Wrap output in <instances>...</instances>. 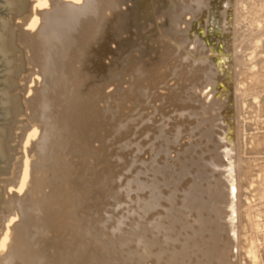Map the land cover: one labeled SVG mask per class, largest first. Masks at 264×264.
I'll list each match as a JSON object with an SVG mask.
<instances>
[{
  "label": "bare ground",
  "instance_id": "1",
  "mask_svg": "<svg viewBox=\"0 0 264 264\" xmlns=\"http://www.w3.org/2000/svg\"><path fill=\"white\" fill-rule=\"evenodd\" d=\"M66 1L67 2H64L62 0H35V2L33 1L34 7H33L32 11H29L27 9L28 11H26L25 13H23L19 17L20 21L22 23V27L27 26V28L30 29V31H31V32H28V34L29 35L31 34V36L27 37L29 40V44H27V45H28V48H30L29 50H30V53L32 52V55H31L30 60L29 59L26 60V64L32 66L30 76L34 77L33 78L34 80L32 83H36L34 85H36V89L38 90V95L36 97L30 99V105L28 106V110L31 112V114L27 116L25 123L24 124L17 123L16 125H13V127H12V131H15V130L20 131V133L18 135L16 134V139L18 141H21V143H23L22 154H21V157L18 158L16 162L14 161L15 163H14L13 169L11 170L10 179L8 180V182L6 180L3 181V183L6 185V187H11V188L15 187L12 189H16L18 191V193H20V192L22 193V191L25 188H27V186H28L29 188H28L27 194H28L29 198H27L26 201L21 200L22 202L20 200H17L14 196L11 198H7L11 201H9L6 205V209L4 210L3 217H2V218H4V219H2V221L4 222V223L2 222L4 224V226L2 224L3 227L1 226V228H0V262H2L3 264H27L26 260L24 259L25 258L24 255H25V249H26L25 247L27 246V248H28L29 247L28 245H31V244H26V246H25V242L28 243L27 241L29 240V238L26 236V238L28 240H26V241L24 240L25 242L24 241L22 242L20 240L21 238L19 237V235L17 236V234H14V232L16 231V228H12L13 226L11 227V225H13L12 223L14 222L15 218H16V220L17 219L19 220V217L23 220H25L26 218H29L28 216H29L30 212L32 211L31 209H33V207H34V205H33L34 200L37 197L39 198V196H40V194H38L37 191L40 190V188H42L41 185H42V183H44V179L46 180L47 175H45L46 173L44 174V172L48 171L47 169L50 166L53 165L57 169L61 170L64 167L67 169V167H69L70 165H72L74 163V162L67 160L65 158L66 156L68 157V155L70 156V154H68V153H66L67 155L64 154L63 151H65L64 149H67V148H65V143H63L61 140H58V137L60 136L59 135L60 129L64 130L63 128H65V130H66L65 132H67L68 130H71V129H69L70 126L65 124L67 119L84 118V116H87L88 112L90 111V107L92 105V102L90 100H88L87 97L83 96L81 94V92L84 90L92 91V93L98 95L99 98H105V97L111 98V96L100 94L101 93L100 91L102 89L104 90L107 87L109 88V86H111L110 83L113 82L114 79L116 80V78H118L117 83L114 82L113 85L115 88H118V90H116L117 91L116 93L121 92V94L123 96V99L121 98L123 106L127 105V103H131V104H133V106L135 108L134 110H136V109H139L141 104H146V106H148L147 104L149 103V106H151L150 104H153V103L159 101L161 106L159 107V105H158V107H154L156 110H154V109L153 110L158 113V116H160V115H162V110H163L162 107L171 103L173 98L178 99V101H180L182 99V97L181 98L178 97V94L179 93L182 94L183 90L188 92L187 88L189 85H191L190 83H188L189 84L188 85L186 82H185V85L184 84L178 85L180 82L177 83L178 80H175L177 82H175L173 86L171 84H170L171 86L168 84L164 85L163 87L160 86L161 84H163L164 80H166L170 77V72L169 71H165V72L163 71L162 73H159L160 72L159 69H161L163 66L162 65L153 66L156 63H153V65H152L151 60L154 57H158V56L162 55L163 52H166L169 50V53H167V54L165 53L167 56H170V58H172V56L177 53L179 58H181V60H182V66L183 65L189 66L188 70H189V72H191L190 74H192V73L197 74L198 81H199V87L201 89V91H199L200 94L198 96H201V97L204 96L203 101H205V100L206 101L203 104H208L209 108L211 107V111H213L212 105H213L214 101L210 100L208 95L207 96L205 95L204 91L208 87H213L215 84H219L218 80L220 79L219 78L220 76L224 75L226 77V79L234 78L233 83H234V87H235L236 92H237V94H235V95H236V102H237V106H238L237 107L238 124L240 125L236 131V137H237L238 147H239V154H238L239 166H238V176H237V178H238L237 187H238V192H239V203H240L239 211L240 212H239V221H238L239 222L238 237H236V235H235L236 231L231 229V232L234 233V236H231L229 238V241L226 243L223 242V236L221 238H215V240L213 238H210L209 241H210V243H212L211 245H212L213 249L215 250L214 251L215 258L213 257V255H211L214 258V261H213V263L211 262V264H264V224H259L254 219V215H255V213H257L256 212L257 209H254L255 207L251 204L246 206L241 201V197H244L248 194L249 195L254 194L256 196L257 201L260 202V207H262L260 209L261 211L259 213L264 217V176L261 177L262 180H260V182L256 181L257 174L262 173V172L264 173V163H258L254 166L255 162L258 160L257 157H262L264 155V0H227V1L226 0H223V1L222 0H194L195 6H193L194 4L193 5L191 4L193 1H189V0H179L178 3H175V0H157L154 4V9L151 12H149L150 20H149L148 30L145 32V34H142L139 32V35L135 41L133 39H130V38H132V36H135V35L129 36V38H128V35L130 34L131 27H134L137 24V19H138L139 15H136V12H137L138 8H141L142 6H144V4H141L143 0H137L139 3L134 5L133 8H128L127 3H130V2L134 3L136 0H66ZM185 1L189 2V3H186ZM124 4H125L126 8L124 11H121L120 7H121V5H124ZM194 8L197 9V11H195L194 13H191L193 11L192 9H194ZM221 9H223V11ZM177 10H180V13L176 14ZM106 11H109V13H111L110 16H107V15L105 16ZM186 16H190V19L185 20ZM181 26H184V28L182 27L183 28L182 29ZM143 29H144V26L142 27L141 30H143ZM214 32L216 33L217 37L220 36L219 40L214 35L215 34ZM200 40L204 41L205 45L203 47H200L198 45L201 42ZM175 41L182 42V43H178L181 46H184L185 43H189L188 41L193 42L194 49L196 50V52L202 54L203 56L206 55V57L208 56V58L204 59L203 61H191L192 59L186 55V53L183 49L179 48V46L177 45V43ZM83 50H85V53ZM81 51H83V53L85 55L83 56V54H82V56L80 57L79 52H81ZM206 51H208L207 54H206ZM162 56L160 58L158 57L157 59L158 60H165V58ZM175 57H176V55H175ZM149 63H151L150 64L151 67L149 66L150 68H146V65H148ZM168 63L169 62H167V64ZM170 63H172V62H170ZM180 63H181V61H180ZM78 64H79V68L77 67ZM111 65L114 66L113 69H112ZM182 66L179 67V69L183 71L182 73L180 71L179 81L184 80L183 76L185 75V73H186L185 70L187 69L186 67H184L182 69ZM115 67H116V69L122 70L121 74L119 73V75H115V71H116ZM176 67H178V66L176 65ZM176 71H178V70H176ZM128 73H133V74L130 77L124 75V74H128ZM176 75H178V74L175 73V76ZM126 77H129V78L126 79ZM172 78H175V77H172ZM39 80H41L42 82L41 81L40 82L43 84V86L40 84L38 85V86H42V88H40V89L37 88V84L39 83L38 82ZM186 81H188V80H186ZM196 81H197V79H196ZM106 84H109V85H106ZM123 84H127L128 86H126V88H124ZM195 84H193V85H195ZM159 86L161 87L160 89H161L162 93H160L158 96H154V97L152 95V98H151L150 92L153 91L154 89H157ZM190 87H192V86H190ZM182 88H183V90H182ZM114 90H113V93L115 92ZM192 90H193V88H192ZM195 90H196V88H195ZM130 93L133 94V96ZM152 93H154V92H152ZM108 94H110V93H108ZM185 95H187V94H185ZM195 96H197V94H195ZM142 98H144L145 100L144 99L142 100ZM195 101L198 104V105L195 104V106L197 105V108H198L199 103H201V100L199 99V97H197ZM186 102L188 103V101H186ZM187 103H184V104L186 105ZM96 104H97V102H96ZM185 105H183V106H185ZM128 106H126V107H128ZM188 107H190V106H188ZM129 108H130V106H129ZM190 108H192V107H190ZM166 110H168V109H166ZM124 111H123V113H124ZM197 111L199 112V110L196 109V112ZM171 112H173V111H171ZM190 112H191V110H190ZM193 112H192V114H193ZM134 113H135V111H134ZM173 113H172V115H175ZM197 113H194V114H196V116H197ZM102 114H103V112H102ZM102 114L100 115V113H99L100 117L102 116ZM163 114L165 115L166 113H163ZM180 114H182V113H180ZM183 114H185V113H183ZM187 114H188V112H187ZM172 115H171V117H172ZM19 116H17V120H18V118L20 119ZM148 116L149 115L146 116V114L143 115L139 112L138 116H137L139 118H137L135 116L136 119L133 120L132 124L135 127H138L139 125H141L140 123H142L146 118H148ZM180 116H182V115H180ZM192 116L193 115H191V117ZM196 116L195 117L193 116V117L196 118ZM122 117H123V123H126V126H125L126 132L124 133V136L127 137V136L131 135L133 132L132 127H130V124L128 123V121H129V119H131L134 116H129L128 114H124ZM168 117H166V118H168ZM150 118H151V116H150ZM150 118H149V120L146 121L147 123L145 124V127L142 126L143 127L142 130L143 131H149L150 133L153 134V137L149 138L151 140L155 137V134L157 132V130H156L157 126L159 124L161 125L163 122L162 121L159 122L155 119H152V118L150 119ZM160 118H161V116H160ZM173 119L176 120L173 123L174 128L179 130L177 132V135H178V138L180 141L179 142V147H180L179 149H182L186 146V142H183V141H185V139H187L188 133H191V131L190 132H188V131L186 132L184 130L181 131L179 125H181L182 122L181 123H180V121L177 122V118H173ZM167 120H170V119H167ZM208 122H209V124L210 123H212V124L217 123L218 124V117L215 116L214 114H209ZM247 122H249L248 125L246 124ZM165 123L167 124L165 127L170 125V123H167V121H165ZM17 125H20V126L17 127ZM77 127H79V126H77ZM111 128H113V127H111ZM153 128H155V129H153ZM107 129H109V128L107 127ZM122 129H124V128H122ZM79 130H76V131H79ZM87 130H89V129H87ZM142 130H140L137 133L135 131V134L137 137H135L136 139H134L135 144H133V145H135V146H134L133 150L137 151V152L140 151V149H141V146H140L141 144H139L141 139L139 137H140V133ZM149 132H148V134H149ZM76 133L77 132H75V134ZM102 133H103V135H105L103 130H102ZM81 135H83V134L81 133ZM64 136H66V135L64 134ZM37 137H38V140H37ZM60 138H61V136H60ZM76 138H79V137H76ZM82 138L84 140V137H82ZM104 138H106V137H104ZM35 139L37 141H35ZM89 139H91V141H92L94 138H89ZM83 140H81V141H83ZM130 140H131V138H130ZM134 140L132 142H130L128 140L130 143L129 142H128V144L126 143L127 145L125 144L126 145L125 147L127 149L132 147L133 145L131 146V144L134 143ZM137 140L139 141L138 143H137ZM142 140H143V138H142ZM252 140L254 141V144L252 145L251 149H248L247 146L250 144V141H252ZM64 141H65V139H64ZM100 141H102V139ZM68 142H70V141L68 140ZM182 142H183V144H182ZM84 143L86 144V142H84ZM90 144H91L90 145V147H91L92 143H90ZM117 147H119V145ZM148 147L150 148V145ZM151 148H152V146H151ZM102 149H103V147H102ZM145 149H148V148H145ZM101 150H100V152H102ZM123 151H124V149H123ZM139 153H138V155H139ZM147 153H145V154H147ZM74 154H76V155H74ZM74 154L71 157H75V156L77 157L78 152L74 153ZM94 155H97V154H94ZM104 155L105 154H103V156ZM100 156H102V155H100ZM140 156H141V154L139 156H136L137 161H135V162H138L137 165H139V166H137V165H136L137 167L133 166V168L136 167L135 169H133L134 172L131 175H127L125 180H123V181L120 180L124 176L122 177V176H120V173L118 174L120 176V178H118V179L122 182L125 181L124 182V186H125L124 192L122 191L123 192L122 202H124L125 204L123 205V207L119 204L122 207V210H120L122 212H120L119 210L117 211V212H120L122 214V217L120 216L121 221H120L119 225L117 226L119 228L120 240L122 241L120 243L121 248H120V250L118 249L120 252V257L117 259L121 260L120 264H204L205 260H207V259H205L204 261L202 259V256L204 255V251L202 249V244H203L202 240L199 239V240L195 241L194 239L196 238V235L188 237V236H186V234L185 235L181 234V231L179 229L169 228V227L164 226L163 223H161V221L163 220L162 214L164 212V207L167 206L165 200L163 202H159V205H156L154 207H149V204L147 203V198L149 196V193L141 192L140 190L137 191V190L131 189V187L133 185L131 183L132 178L137 176V171L139 170V168H141L143 163L151 161L152 156H153V150H152V154L150 155V157L149 156H148L149 158L147 157L148 158L147 160L142 159ZM158 156H160V155H158ZM79 157H81V156L79 155ZM79 157L77 159H79ZM123 158H125V157H123ZM88 159H90V158H88ZM91 159H92V157H91ZM119 159L120 158L118 157V161H119ZM131 160H134V158H132ZM90 161L91 160H89L88 162H90ZM101 162L103 163L104 161H101ZM119 162H121V161H119ZM102 163H99V164H102ZM122 163H124V162L122 161ZM79 164L82 165L83 161H82V164L81 163H79ZM111 165H114V164H111ZM111 165H109V166H111ZM133 165H134V163H133ZM75 166L77 167V165H75ZM98 166H95L94 168H96ZM119 166H120V164H119ZM119 166H117V167H119ZM70 168H68L69 169L68 172H70V171L72 172V170H70ZM120 168H122V167L120 166ZM105 169H107V168H105ZM97 170H98V168H97ZM107 170H109V169H107ZM110 170H112V169H110ZM116 170H118V169L116 168ZM54 171H55V169H54ZM87 171L90 172V170H87ZM82 172H84V171H82ZM119 172H121V171H119ZM128 172H130V170ZM61 173L62 172L60 171V174ZM65 173H67V172H65ZM73 173L74 172H72V174ZM109 173H112V172H109ZM47 174H52V173L47 172ZM77 174L78 173H76V176H77ZM92 174H93V172H92ZM100 174L101 173L99 172L98 175H100ZM35 175H39V176H35ZM43 175L45 176V178L43 177ZM55 175H57V174H55ZM78 175L80 176V174H78ZM81 176H83V178H84V174ZM50 177L52 178V175H50ZM67 177H68V174H67ZM101 177L102 176H100L99 178H101ZM105 177H106V175H105ZM232 177L233 176H228V180L230 182H231ZM51 178H49V179H51ZM52 179H51L52 182L57 180L56 179L53 181ZM102 180H104V179L102 178ZM47 181H50V180H47ZM66 181H67V179H66ZM69 181H71L70 183L73 186L74 184L72 183V179L71 180L69 179ZM120 181L118 184H120ZM91 182H93V181L91 180ZM91 182L90 183L88 182V184H91ZM99 182H97V183H99ZM114 183L115 182H113V184ZM48 184H50V182ZM54 184H55V182H54ZM58 184H60V183L58 182L57 185ZM84 184H85V182H84ZM122 184H120V186ZM254 184H256V188L255 189L253 188L251 191H249V188L252 187V185H254ZM45 185H47V183H45ZM86 185H87V183H86ZM98 185H100V184H98ZM106 185L108 186V188L106 187L107 189H109V188L112 189L111 187H109L110 185H108L107 182H106ZM55 186H56V184H55ZM58 186H60V185H58ZM72 186H71V188H72ZM94 186H95V184H94ZM6 187H4V188H6ZM90 187H92V186H90ZM103 189H105V188H103ZM7 190H8V188H7ZM58 190H59V188H58ZM82 191H84V190H82ZM95 191H97V190H95ZM104 191H107V190L105 189ZM41 192H42V190H41ZM46 192L48 193V191H46ZM69 192H71V191H69ZM86 192L88 193V191H86ZM112 192H114V191H112ZM116 192H118V191L116 190ZM9 193L10 192L8 190V195L10 197L11 195ZM15 193L17 194V192H15ZM36 193H37V197L35 198L34 196H36ZM87 193H86V195H87ZM108 193H111V192H108ZM63 194H64V192H63ZM98 194H99V192H98ZM21 195H23V194H20V196ZM43 195L44 194H42V197H43ZM92 195H94V194L92 193ZM114 196H115V192H114ZM121 196H120V198H121ZM23 198L25 200V197H23ZM95 198L97 199L98 197H95ZM40 199H41V197H40ZM78 200H80V198H78ZM91 200H93V199H91ZM120 201H121V199H120ZM42 202H44V203L41 204L40 206L35 205L37 207L34 208L35 211H37L36 217L38 219L36 217L35 218L39 221V223H41V226H42V222L45 223V221H46V220H44L43 216L45 217L49 213L50 209L53 210L54 207H55V209L62 207V205H60L59 202L56 203L54 195H52L51 197L50 196L46 197L45 200ZM89 202H93V201H89ZM110 202L112 203V201H110ZM67 203L68 202L66 201V204L65 203L64 204L66 206H68ZM73 203H75V201ZM76 203H77V201H76ZM86 203H87V201H86ZM119 203H121V202H119ZM176 203L178 204V202H176ZM100 205H102V204H100ZM119 205H118V207H119ZM87 206H89V205H87ZM91 206H94V205L91 204ZM113 206H115V205H113ZM226 206L228 209H231L233 207L232 205H226ZM109 207H110V205H109ZM99 208H101V207H99ZM90 209H92V208H90ZM112 209H111V211L114 210V209L113 210ZM76 210H77V208H76ZM254 210H256V211H254ZM54 211H56V210H54ZM93 211H95V210H93ZM95 213H98V212L95 211ZM111 214H113V213H111ZM115 214H117V213H115ZM232 214L233 215L235 214L234 208L231 209V212L230 211L227 212V215H232ZM54 215H55V213H54ZM59 215L61 216V214H59ZM59 215H58V217H59ZM77 215H78V213H77ZM48 216L46 217V219L48 218ZM69 216H71L70 213H69ZM80 216H82V215H80ZM89 216H90V214H89ZM89 216H88V218L91 217V216L90 217ZM100 216H98V217H100ZM63 217H64V215H63ZM82 218H84V217L82 216ZM111 218H114V217H111ZM32 219H30V220H32ZM79 219H80V217H79ZM26 220H29V219H26ZM90 221H91V219H90ZM16 222H14V223H16ZM28 222L30 223V221H27V223ZM50 222L51 221L49 220V223ZM62 222H64V221H62ZM77 222H78V220H77ZM107 222L108 221H106V224H107ZM117 222H118V220H117ZM33 223H34V221H33ZM52 223H54V222H51V224ZM114 223H116V220L114 221ZM25 224L24 225L22 224V226H26ZM35 224H37V223H35ZM35 224H34V226H35ZM227 224H228L227 227L232 228L231 227L232 226L231 220L228 221ZM76 225H77V223H76ZM104 225H105V223L103 224V227H104ZM43 226L45 227V225H43ZM68 226L70 227V225H68ZM91 226H94V225L92 224ZM95 226H96V224H95ZM110 226H111V224H110ZM18 227L20 229L21 226L18 225ZM39 227H40V224H39ZM22 228H24V227H22ZM100 228L102 229V226ZM107 228H109V227H107ZM34 229L36 230L37 227H34ZM46 229H47V227H46ZM23 230L21 229V231H23ZM33 230H32V233L34 234ZM87 230H89V229H87ZM29 231H30V229H29ZM40 231L42 233V230H40ZM104 231H106V229ZM18 232L20 233V230H18ZM25 232L23 233L24 236L26 235ZM96 232H97V230H96ZM99 232H100V230L98 231V233ZM218 232H221V231H218ZM21 233H20V235H21ZM72 233H73V231H72ZM36 234H38V235H36ZM106 234H108V231ZM110 234H111V232H110ZM116 234L117 233H115L114 235L116 236ZM29 235H30V233H29ZM35 235L38 236V238H39V233H37V230L35 231ZM244 235L246 237H243ZM53 236H54V234H53ZM30 237H31V235H30ZM45 237H49V236H44L43 238H45ZM72 237L73 236L70 235V238H72ZM36 238L37 237L34 236V239H36ZM66 238H67V236H66ZM91 238H94V237H91ZM30 239H33V236ZM39 239H37V240H39ZM95 240H93V241H95ZM33 241H35V240H33ZM36 241L32 243L33 245L35 243V245H34L35 247L38 246V242H36ZM56 241H58V240H56ZM101 241L102 240H100V242ZM36 243H37V245H36ZM57 243H59V241ZM57 243H55V244H57ZM55 244H53V245H55ZM64 244H66V243H64ZM45 245H46V243H45ZM48 245L50 246V243ZM53 245H52V247H53ZM60 245H62V244H60ZM104 245H102V246H104ZM111 245L112 244H110V245L107 244V246H109V248H111L113 246V245L112 246ZM107 246H106V249H107ZM204 246H205V243H204ZM113 247H115V245ZM229 247H231V248H229ZM29 248L31 249L32 247H29ZM55 248L59 249L57 247V245L55 246ZM84 248H86V247H84ZM232 248H233V251H232ZM89 250H90V248H89ZM107 250L109 251V249H107ZM230 250H231V252H230ZM27 251H28V249H27ZM30 251H28V252H30ZM35 251H37V249ZM53 251H55V250H53ZM116 251H117V247H116ZM51 252H52V250H51ZM93 252H95V251H93ZM104 252H106V251H104ZM104 252L101 253V251H100L101 255L105 254ZM73 253H74V251H73ZM87 253H89V252H87ZM90 253H92V252L90 251ZM230 253H233L232 258H230ZM83 254H82V258L84 257ZM110 254H105V257H107L106 255L109 256ZM94 255H95V253H94ZM116 255L117 254H115L114 257ZM86 256L89 258V256L87 254H86ZM34 257H35V255H34ZM109 258L110 257H108V259ZM115 258L113 260H115ZM204 258H206V257H204ZM37 260H39V259H37ZM89 260H90V258H89ZM95 260H97V259H95ZM54 261H58V260H54ZM80 261H78V262H80ZM93 261L94 260H92V262ZM97 261H100V260H97ZM97 261H95V262H97ZM208 261H206V262H208ZM37 262H36V264H37ZM42 262H44V261L42 260ZM58 263H60V262H58ZM97 263H99V262H97ZM39 264H42V263H39ZM74 264H76V263H74ZM105 264H107V263H105Z\"/></svg>",
  "mask_w": 264,
  "mask_h": 264
},
{
  "label": "rangeland",
  "instance_id": "2",
  "mask_svg": "<svg viewBox=\"0 0 264 264\" xmlns=\"http://www.w3.org/2000/svg\"><path fill=\"white\" fill-rule=\"evenodd\" d=\"M33 1L35 2V0H28L27 9L29 11H32V9L34 7ZM62 1L67 2L66 0H62ZM156 1L157 0H143L142 1L141 4H144V6H142L141 8H138V10L136 12V15H139L138 19H137V24L134 27H131L130 34L128 35V38H129V36L135 35V36H132V38H130V39H133L135 41L139 35V32L142 34H145V32L148 30V27H149V20H150L149 12H151L154 9V4ZM189 1H193L191 4L192 5L194 4V0H189ZM178 2H179V0H175V3H178ZM138 3L139 2L137 0L134 3L133 2L127 3V7L133 8L134 5H136ZM186 3H189V2H186ZM122 6L124 7L125 4L121 5V7H120L121 11H124L126 6L124 8ZM193 6H195V4ZM192 10H191L192 11L191 13H194L195 11H197V9H195V8ZM221 10L223 11V9H221ZM178 13H180V10L176 11V14H178ZM110 14L111 13H109V11H106L105 16L106 15L110 16ZM11 17L13 19V24H12ZM186 19L189 20L190 16H186L185 20ZM5 20H9V23H10L9 27H11V29H14L16 31L15 44L19 48H22V51L24 54V59H25V67H26L25 71L22 72L20 76H8L9 79L13 80V84L18 83V85H19V87L12 88L11 90L9 89L8 94H10V96H12V97L17 95V94H19L21 96V103L23 105L24 113L19 116L20 119L18 118V120H24L23 122L19 123V124H24L27 116L31 114V112L28 110V106L30 105V99H32L38 95V90L36 89V85H34L36 83H32L34 80L33 79L34 77L30 76L32 66L26 64V60L27 59L30 60L31 55H32V52L30 53V50H29L30 48H28V45H27V44H29V40L27 37L31 36V34L29 35L28 32H31V31H30V29L27 28V26L22 27V23L20 21V18L14 14H7L5 16ZM143 26H144V29L141 30ZM182 27L184 28V26H181V28ZM214 35L217 37L216 33ZM219 37H217L218 40H219ZM200 41L201 42L200 43L198 42L199 43L198 45L200 47H203L205 45L204 41L203 40H200ZM175 42L177 43L179 48L183 49L185 51L186 55L192 59L191 61H203L204 59L208 58V56L206 57V55L203 56L202 54L196 52V50L194 49L193 42L188 41L189 43H185L184 46H181L178 44V43H182V42H178V41H175ZM83 51L85 53V50H83ZM83 51L79 52L80 57L82 56V54H83V56L85 55L83 53ZM165 53L166 54L169 53V50L166 52H163V54H164V55L162 54L163 56L160 54H159L160 56H158L159 58L161 56L164 57L165 60H158L157 59L158 57H154L151 60L152 65H153V63H156L153 66H160V65L163 66L161 69H159V71H160L159 73H162L163 71L164 72L165 71L170 72L171 78L169 77L170 79L168 78V79L164 80L163 84H161L160 86L163 87L166 84H168V85L171 84L173 86L174 83L177 82L175 80H178L177 83H179V82L181 83V84L179 83L178 85H182V84L185 85V82L187 84L190 83L191 85L188 84L189 85L187 88L188 92L184 91L182 88V90H183L182 94L181 93L178 94V97H180V98L182 97V99L180 101H178V99L173 98L172 102H171L172 104L169 103L166 106L162 107L163 110L162 109L161 110H162V115L164 117L159 114L162 119L160 118V116H158V113L156 111H154V110H156L154 107H158V105H159V107L161 106L159 101L155 102L156 104L155 103L150 104L151 106H149V103L147 104L148 106H146V104H141L139 109H136V110H134L135 108H134L133 104H131V103H127V105L123 106L122 105L123 96H122L121 92L116 93L117 92L116 90H118V88H115L113 85L114 82L117 83L118 78H116V80L114 79L113 82L110 83L111 86H109V88L107 87L104 90L102 89L100 91L101 92L100 94L111 96V98L110 97L109 98H106V97L105 98H99V96L96 94H93L92 91L84 90L81 92V94L83 96L87 97L88 100H90L92 102V105L90 107V111L88 112L87 116H84V118L67 119L66 123L65 122L64 123L66 125L70 126L69 129H71V130H68L67 132H65L66 131L65 128H63L64 130L60 129L59 135L61 136V138H60V136L58 137V140H61L63 143H65V148H67V149H64L65 150V151H63L64 154L65 155H67L66 153L70 154V156L68 155V157L66 156L65 158L67 160L74 162V163L72 165H70L69 167H67V169L64 167L61 170L57 169L53 165L50 166L51 168L49 167L47 169L48 171L44 172V174L46 173L45 175H47L48 177L46 176V180L44 179V183H42V185H41L42 188H40V190L37 191V193L40 194V196L38 195L39 198L37 197V193H36V196H34L35 198L36 197L37 198L35 199L36 201L34 200V204H33L34 207H33V209H31L32 211L30 212V214L31 213L32 214L31 215L29 214V216H28L29 218H26L29 220H26V219L23 220L20 217H19V220L18 219L16 220V218H15L14 222L17 221L16 222L17 224L13 222L12 223L13 225H11V227L13 226L12 228H16V231H15L16 233L14 232V234H17V236L19 235V237L21 238L20 240L22 242L24 240L25 241L28 240L26 238V236L29 238V240L27 241L28 243H26L24 241L25 246H26V244L32 245V246L31 245H28V246L32 247L33 249L32 248L30 249L29 247L27 248V246L25 247L26 249H25V255H24L25 258L24 259L26 260L27 264H36L37 261L38 262L40 261L39 263H42V264H50V263L51 264H54V263L55 264H65V263L66 264H74V263H76V264H81V263L82 264H87V263L88 264H105V263H107V264H120L121 260L117 259V258L120 257L119 250L121 248L120 243L122 241L120 240L119 228L117 226L119 225V223L121 221V217H122V214L120 213L122 211H120V210H122V207L125 204L124 202H122L123 192H124V188H125V186H124L125 181L124 182H122V181L125 180L127 175H131L134 172L133 169H135L137 166H139V165H137L138 162H135V161H137L136 156H139L141 154L140 157L142 159L147 160L150 157V155L152 154V150H153V156H152L151 161L143 163L141 168H139V170L137 171V176L133 177L131 180V183L133 184L131 189L137 190V191L140 190L141 192L149 193V196L147 198V203L149 204V207H154L156 205H159V202H163L165 200L167 206L164 207V212L162 214L163 220L161 221V223H163V225L166 227L179 229L181 231V234H183V235L186 234V236H188V237L196 235V238L194 239L195 241L199 240V239L202 240V243H203L202 249L204 251V255L202 256V259H203V261L205 259H207V260H205L204 264H207V263L211 264V262L213 263L214 258H215V256H214L215 250L213 249V247L211 245L212 243H210V241H209L210 238H213L215 240V238H221L223 236V242L226 243L229 241V238L231 236H234V233L231 232V229L236 231L235 235H236V237H238V230H239V222L238 221H239V212H240L239 211V208H240L239 192H238V187H237V183H238L237 176H238V166H239V163H238L239 147H238V141H237V137H236V131L240 125L238 124V116H237V114H238L237 107L238 106H237L236 95H235V94H237V92H236V89H235L234 83H233L234 78L226 79V77L224 75H222L219 77L220 78L218 80L219 84H215L213 87H208L204 91L205 95L206 96L208 95L209 99L214 101L213 105H212L213 111H211V107L209 108L208 104H203L206 101V100L203 101L204 96H202V97L198 96L200 94L199 91H201V89L199 87V81H198L197 74H195V73L190 74L191 72H189V70H188L189 66H184V65L182 66V60H181V58H179L177 53L174 54L172 56V58H170V56H167ZM207 53H208V51H206V54ZM175 55H176V57H175ZM180 61H181V63H180ZM167 62H169V63L167 64ZM170 62H172V63H170ZM151 63L146 65V68H150ZM176 65L178 67H176ZM181 66H182V69L184 67L187 68L185 70L186 73L183 76L184 77L183 81H179L180 71H181V73L183 72L182 70L179 69V67H181ZM77 67L79 68V64L77 65ZM111 67L113 69L114 66L111 65ZM115 69H116V67H115ZM176 70H178V71H176ZM121 71H122L121 69L120 70L116 69L115 75H119V73L121 74ZM175 73L178 75L175 76ZM132 74L133 73H128V74H124V75L130 77ZM129 77H126V79H128ZM172 77H175V78H172ZM195 78L197 79V81ZM186 80H188V81H186ZM40 81L41 80H39L38 81L39 83L37 84L38 89L42 88V86H43V84L41 83L42 81L41 82ZM192 83L193 84L196 83V84L193 85ZM39 84L42 86H38ZM106 85H109V84H106ZM123 85H124L123 86L124 88H126V86H128L127 84H123ZM160 86L157 89H154L153 91L150 92L151 98H152V95L154 97V96H158L160 93H162ZM190 86H192V87H190ZM193 86L196 88V90ZM192 88H193V90H192ZM112 89L113 90L115 89L114 93H113ZM152 92H154V93H152ZM108 93H110V94H108ZM185 94H187V95H185ZM195 94H197V96H195ZM131 95L133 96V94H131ZM197 97H199V99L201 100V103H199L198 108H197L198 104L195 101ZM143 99L144 98H142V100ZM186 101H188V103ZM96 102H97V104H96ZM99 103L100 104L102 103V104L100 105ZM184 103H187V104L185 105ZM195 104H197V105L195 106ZM128 105L130 106V108ZM183 105H185V106H183ZM187 105L192 107L193 109L188 107ZM126 106H128V107H126ZM188 108L191 110V112ZM166 109H168V110H166ZM196 109L199 110V112L197 111L198 113L196 112ZM170 110L173 111L174 113L171 112ZM123 111H124V113H123ZM134 111H135V113H134ZM102 112H103V114H102ZM139 112L143 115L146 114V116L147 115H149V116L142 123H140L141 125H139L138 127H135L132 124V122L134 119H136L135 116L137 117ZM179 112L182 114H180ZM187 112H188V114H187ZM192 112H193V114H192ZM99 113H100V115L102 114L101 117H100ZM163 113H166V114L164 115ZM172 113L175 115H172ZM183 113H185V114H183ZM194 113H197V116ZM124 114H128L129 116H134V117H132L133 119L131 118L128 121V123L130 124V127H132L133 132L131 135H129L127 137L124 136V133L126 132V130H125L126 129L125 128L126 123H123V117H122ZM179 114L182 116H180ZM190 114L193 115L194 117L196 116V118H194L193 116L191 117ZM209 114H214L215 116L218 117V124L217 123H214V124L210 123L209 124V122H208ZM171 115H172V117L174 116L173 118H177V122H179V121H180V123L182 122L181 125H179L181 131H183V130L186 132L191 131V133H188L187 139H185V141H183V142H186V146L182 149H179L180 148L179 147L180 141H179V138L177 135V132L179 130L175 129L173 126V123L176 120H174L171 117ZM150 116L152 119H155L159 122H161V121L163 122L161 125L158 123L159 125L157 126V129H156L157 132L155 134V137L151 140L149 138H152L153 134L150 133L149 131H143L142 130L143 127H145V124L147 123L146 121L149 120ZM166 117H168V118H166ZM137 118H139V117H137ZM167 119H170V120H167ZM165 121H167V123H170L171 126L168 125L167 127H165L167 125L165 123ZM246 124L248 125L249 122H247ZM18 126H20V125H17V127ZM77 126H79V127H77ZM110 126L113 128H111ZM107 127L109 129H107ZM122 128H124V129H122ZM87 129H89V130H87ZM153 129H155V128H153ZM76 130H79V131H76ZM102 130L105 133V135H103ZM140 130H142L140 133V137H139L141 140L139 139L140 142L137 140V143L139 142V144H141L140 145L141 149H140V151L137 152V151L133 150V148L135 146L133 144H135L134 139H136L135 137H137L135 134V131L137 133ZM74 131L77 133L75 134ZM148 132H149V134H148ZM19 133H20L19 130L12 131L11 138L9 139V142H8V143H10L9 145H11V146L17 145V149H18L17 155H15L14 159L11 161L12 163H11V168H10V174L7 176L0 175V186L2 187V188L0 187V192L3 189V199H4L3 202L0 204V228H1L2 224L4 223L2 221V219H4V218H2V217H3L4 210L6 209V205L9 201H11L7 198H11L14 196L17 200H20V201L21 200L26 201V199L29 198V196L27 194L28 188H29L28 186H27V188H25L22 191V193L21 192L18 193V191L16 189H12L15 187H12V188L6 187V185L3 183V181L6 180L8 182V180L10 179L11 170L13 169L14 163L17 161L18 158L21 157V154H22L23 143H21V141H18L16 139V134L18 135ZM81 133L83 135H81ZM64 134L66 136H64ZM103 136L106 138H104ZM76 137H79V138H76ZM80 137L81 138L84 137L85 141L83 140V138L81 139ZM87 138L88 139L94 138V139L91 141V139L88 140ZM130 138H131V140H130ZM142 138H143V140H142ZM64 139H65V141H64ZM80 139L83 140L84 142H86V144L83 141H81ZM101 139H102V141H100ZM37 140H38V137H37ZM37 140L35 139V141H37ZM68 140L70 142H68ZM128 140L130 142H132L134 140V143L131 144V146L132 145L133 146L130 147L129 149H127L125 147L129 142ZM183 142H182V144H183ZM90 143H92L91 147H90V145H91ZM253 144H254V141L253 140L250 141V144L247 146V148L251 149ZM118 145H119V147H117ZM149 145H150V148L148 147ZM151 146H152V148H151ZM102 147H103V149H102ZM145 148H148V149H145ZM123 149H124V151H123ZM100 150L102 152H100ZM77 152H78L77 157L76 156L71 157V156H73L74 153H77ZM138 153H139V155H138ZM145 153H147V154H145ZM94 154H97V155H94ZM103 154H105V155L103 156ZM74 155H76V154H74ZM79 155L81 157H79ZM100 155H102V156H100ZM158 155H160V156H158ZM122 156L125 157L127 160L125 158H123ZM78 157H79V159H77ZM91 157H92V159H91ZM118 157L120 158L119 161H121V162L118 161ZM88 158H90V159H88ZM132 158H134V160H131ZM257 159L258 160L255 162L254 166L258 163H264V155L262 157H257ZM89 160H91V161L88 162ZM82 161H83V164H82ZM101 161H104L103 162L104 164ZM122 161L124 163H122ZM79 163H81L82 165H80ZM99 163H102V164H99ZM133 163H134V165H133ZM111 164H114V165H111ZM119 164L122 168H120ZM75 165H77V167ZM109 165H111V166H109ZM116 165L119 167H117ZM95 166H98V167L94 168ZM133 166H136V167L133 168ZM104 167L109 169V170L105 169ZM68 168H70V170H72V172H74V173L72 174L71 171L68 172L69 171ZM97 168H98V170H97ZM116 168L118 170H116ZM54 169H55V171H54ZM110 169H112V170H110ZM87 170H90V172H88ZM129 170H130V172H128ZM60 171L62 172L61 174H60ZM82 171H84V172H82ZM91 171L93 172V174ZM108 171L112 172V173H109ZM119 171H121V172H119ZM47 172L52 173V174H47ZM65 172H67V173H65ZM99 172L101 173L100 175H98ZM76 173L80 174V176L78 174L76 176ZM119 173H120V176H122V177L124 176L123 178L120 179L122 181H120L118 179V178H120V176L118 175ZM55 174H57V175H55ZM67 174H68V177H67ZM83 174H84V178H83V176H81ZM50 175H52L53 179L50 177ZM105 175H106V177H105ZM35 176H39V175H35ZM98 176L99 177L102 176V177L99 178ZM228 176H233L231 179V182L228 180ZM263 176H264L263 172L257 174L256 181L260 182V180H262L261 177H263ZM43 177L45 178L44 175H43ZM49 178H51L53 181L57 179L56 181H54L56 186H55L54 182H52L51 179H49ZM102 178L104 180H102ZM66 179H67V181H66ZM69 179L70 180L72 179V183L74 184L73 186L70 183L71 181H69ZM47 180H50V181H47ZM91 180L93 182H91ZM83 181L85 182V184ZM105 181L107 182L108 185H110L109 187H111L112 189H110V188L107 189L108 186L106 185ZM119 181H120V184L123 183L121 186H120V184H118ZM49 182H50V184L51 183L52 184L51 185L48 184ZM56 182L57 183L59 182L60 184H58V185H60V186H58ZM88 182L89 183L91 182V184H88ZM97 182H99V183H97ZM113 182H115V183L113 184ZM45 183H47V185H45ZM86 183H87V185H86ZM93 183L95 184V186ZM98 184H100V185H98ZM71 186L73 189L71 188ZM90 186H92V187H90ZM4 187H6V188H4ZM7 188L10 192L9 193L11 195L10 197L8 195ZM58 188H59V190H58ZM79 188L80 189L82 188V189L80 190ZM103 188H105L107 191L109 190L108 192H111L113 195L111 193H108L107 191H104L105 189H103ZM253 188L254 189L256 188V184L252 185V187L249 188V191H251ZM41 190L43 193L41 192ZM82 190L88 191V193L85 191L87 193V195ZM95 190H97V191H95ZM116 190L118 192H116ZM46 191H48V193ZM62 191L64 192V194L65 193L66 194L64 195ZM69 191H71V192H69ZM112 191L115 192V196H114V192H112ZM15 192H17V194ZM98 192H99V194H98ZM92 193L94 195H92ZM20 194H23V195L20 196ZM42 194H44L43 197H42ZM52 195H54L56 203L59 202V204L62 205V207L58 208V209H55V207H54L53 210L50 209L49 213L45 217L43 216L44 220H46L45 221L46 224L44 222H42V226L45 225V227L44 226L42 227L41 223H39V221L37 220L38 219L36 217L37 211H35L34 208L43 204L44 202H42V201H44L46 197H48V196L51 197ZM120 196H121V198H120ZM23 197H25V200ZM40 197H41V199H40ZM95 197H98V198L96 199ZM78 198H80V200H78ZM91 199H93V200H91ZM120 199H121V201H120ZM0 200H2L1 196H0ZM88 200L93 201V202H89ZM66 201L68 202L67 203L68 206L65 205ZM74 201H75V203L77 201V203L76 204L73 203ZM86 201L88 204L86 203ZM110 201H112L113 204ZM241 201L246 206L250 205V204L253 205L255 207L254 209H257V211L254 210L257 212L254 215L255 221L258 222L259 224H264V217L259 213L261 211L260 209L262 207H260V202L257 201L256 196L254 194H252V195L248 194L244 197H241ZM119 202H121L122 204ZM176 202H178V204ZM91 204H93L94 206H91ZM100 204H102V205H100ZM35 205H37V206H35ZM87 205H89V206H87ZM109 205H110V207H109ZM113 205H115V206H113ZM118 205H119V207H118ZM226 205H232L233 206L232 208H234V211H235L234 215L233 214L227 215V212H229V211L231 212L232 208L228 209ZM99 207H101V208H99ZM76 208H77V210H76ZM90 208H92L93 210H95L98 213H95V211H93ZM111 209L113 211H111ZM54 210H56V211H54ZM118 210L120 212H117ZM54 213H55V215H54ZM69 213L71 214V216H69ZM77 213H78V215H77ZM111 213H113V214H111ZM115 213H117V214H115ZM59 214H61V216ZM89 214L91 217L89 216ZM58 215H59V217H58ZM63 215H64V217H63ZM80 215H82L84 218H82V216H80ZM47 216H48V218L46 219ZM78 216L80 217V219ZM88 216L90 218H88ZM98 216H100V217H98ZM111 217H114V218H111ZM32 218L33 219L35 218V219L33 220ZM30 219H32V220H30ZM90 219H91V221H90ZM49 220L51 222H54L55 224L54 223L51 224V222L49 223ZM77 220L79 223L77 222ZM109 220L110 221L112 220V221L110 222ZM113 220L114 221L116 220L117 224L114 223ZM117 220H118V222H117ZM230 220H231V224H232L231 227L232 228L227 227V225H228L227 223ZM27 221H30V223L29 222L27 223ZM33 221H34V223H33ZM62 221H64V222H62ZM106 221H108L107 224H106ZM35 223H37V224H35ZM76 223H77V225H76ZM104 223H105V225L103 227ZM22 224L23 225L25 224L26 226H22ZM34 224H35V226H34ZM39 224H40V227H39ZM90 224L91 225L93 224L94 226H91ZM95 224H96V226H95ZM110 224H111V226H110ZM18 225L21 226L20 229H19ZM68 225H70V227ZM3 226H4V224H3ZM101 226H102V229L100 228ZM22 227H24V228H22ZM34 227H37L36 230H37V233H39L40 239L38 238V236H36L38 234L35 235L36 230L34 229ZM46 227L48 230L46 229ZM107 227H109V228H107ZM21 229L22 230L24 229V230L21 231ZM29 229H30V231H29ZM87 229H89V230H87ZM105 229H106V231H104ZM18 230H20V233L22 232L21 233L22 236L20 235ZM32 230H33L34 234L32 233ZM40 230H42V233ZM96 230H97V232H96ZM99 230H100V232L98 233ZM72 231H73V233H72ZM107 231H108V234H106ZM218 231H221L222 233L218 232ZM24 232L26 234L25 236L23 235ZM28 232L30 233L31 237H30ZM110 232H111V234H110ZM115 233H117L116 236L114 235ZM53 234H54V236H53ZM70 235L73 237L70 238ZM32 236H33V239H30V238H32ZM34 236L37 238L34 239ZM42 236L43 237L49 236V237L43 238ZM66 236H67V238H66ZM91 237H94V238H91ZM243 237H246V236L244 235ZM37 239H39L40 241ZM33 240H35V241L37 240L36 242H38V246L39 245L40 246L35 247L34 246L35 243H34V245L32 244L33 242H35ZM56 240H58L59 243H57L58 241H56ZM93 240H95V241H93ZM100 240H102L101 241L102 243L100 242ZM51 242L53 244H55V243H57V244L53 245ZM45 243H46V245H45ZM47 243L48 244L50 243V246ZM64 243H66L67 245ZM204 243H205V246H204ZM51 244L53 245V247ZM60 244H62V245H60ZM104 244L106 246H107V244H109V245L112 244L113 246L115 245V247H113L111 245L112 246V247L110 246L112 248L111 249V248H109V246H107V249H109V251H108ZM36 245H37V243H36ZM56 245L59 249L55 248ZM102 245H104V246H102ZM84 247H86V248H84ZM116 247H117L118 252L116 251ZM35 248L37 249V251H35L36 250ZM89 248H90V250H89ZM229 248H231V247H229ZM27 249H28V251L31 250L30 251L31 253L28 252ZM51 250H52V252H51ZM53 250H55V251H53ZM72 250L74 251V253ZM90 251L92 253H90ZM93 251H95V252H93ZM100 251H101V253L106 251V252H104L105 254H110V253L111 254L109 256L106 255L107 257H105V254L101 255ZM232 251H233V248H232ZM87 252H89V253H87ZM230 252H231V250H230ZM94 253H95V255H94ZM82 254L84 256L83 258H82ZM86 254L89 256L90 260L86 256ZM115 254H117L115 256L116 258L114 257ZM232 254L233 253H230V258H232ZM34 255H35V257H34ZM211 255H213L214 258ZM108 257H110L111 259L110 258L108 259ZM204 257H206V258H204ZM114 258H115V260H113ZM37 259H39V260H37ZM95 259L100 260V261H97ZM42 260L44 262H42ZM54 260H58V261H54ZM92 260H94V261L92 262ZM78 261H80V262H78ZM95 261H97L99 263H97ZM206 261H208V262H206ZM38 262H37V264H39ZM58 262H60V263H58ZM0 264H3V263L0 262Z\"/></svg>",
  "mask_w": 264,
  "mask_h": 264
},
{
  "label": "water",
  "instance_id": "3",
  "mask_svg": "<svg viewBox=\"0 0 264 264\" xmlns=\"http://www.w3.org/2000/svg\"><path fill=\"white\" fill-rule=\"evenodd\" d=\"M28 0H0V175L10 174L11 161L17 155V145H9L12 127L24 120H17V116L24 113L19 94L10 96L9 89L19 87L18 83L8 76H20L25 71V59L22 48L16 44V31L9 27L7 14L20 17L25 13ZM12 24L13 19L11 17ZM12 26V25H11ZM1 187V186H0ZM2 188V187H1ZM0 204L3 202V189L0 192Z\"/></svg>",
  "mask_w": 264,
  "mask_h": 264
}]
</instances>
